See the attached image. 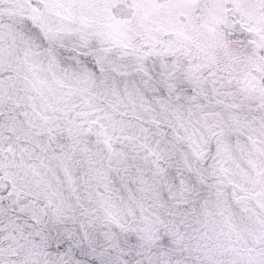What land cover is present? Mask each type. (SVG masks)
Returning a JSON list of instances; mask_svg holds the SVG:
<instances>
[{"label": "snow or ice", "instance_id": "6c2138e0", "mask_svg": "<svg viewBox=\"0 0 264 264\" xmlns=\"http://www.w3.org/2000/svg\"><path fill=\"white\" fill-rule=\"evenodd\" d=\"M0 264H264V0H0Z\"/></svg>", "mask_w": 264, "mask_h": 264}]
</instances>
